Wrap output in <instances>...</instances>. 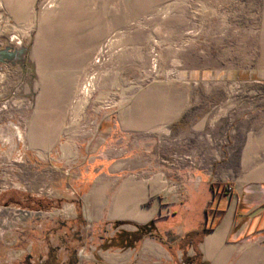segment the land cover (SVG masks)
I'll return each instance as SVG.
<instances>
[{
	"label": "crops",
	"instance_id": "0c3cea01",
	"mask_svg": "<svg viewBox=\"0 0 264 264\" xmlns=\"http://www.w3.org/2000/svg\"><path fill=\"white\" fill-rule=\"evenodd\" d=\"M1 1L0 12L12 11L22 21L35 3ZM25 75L24 53L10 51L8 41L0 39V148L2 131L8 133L2 126L8 115L2 93L21 89ZM115 106L111 116L100 118L101 131L68 135L55 155L57 121L44 123L50 127L32 124L28 163L21 143L7 136L0 172L8 166L16 176L0 183L39 185L41 154L48 152L47 183L56 186L57 173L65 174L70 194H78L62 208L63 229L68 221L71 225L69 240L63 230L41 234L30 217L20 214L13 221L0 211V237L5 236L0 264H183L184 254L195 253L203 264H264V97L247 96L239 109L225 111L223 125L193 122L187 134L170 131L174 119L124 115ZM25 171L32 172L31 181L25 180ZM149 222L155 227L151 232L134 235L127 246L117 244ZM202 226L210 229L182 244ZM26 231L32 232L27 244ZM76 243L80 257L68 259Z\"/></svg>",
	"mask_w": 264,
	"mask_h": 264
},
{
	"label": "rangeland",
	"instance_id": "374dc122",
	"mask_svg": "<svg viewBox=\"0 0 264 264\" xmlns=\"http://www.w3.org/2000/svg\"><path fill=\"white\" fill-rule=\"evenodd\" d=\"M0 14V39L21 50L26 63L23 87L1 96L8 133L2 131L0 149L9 148L8 135H18L26 163L37 122L57 121L55 155L68 135L101 131L100 118L114 105L124 115L174 119L170 131L187 134L193 122L223 125L225 111L239 109L247 96L264 97V0H35L24 21L12 11ZM41 155L40 186L0 183V211L13 221L30 217L41 234L63 230L69 240L62 208L78 191L70 194L62 173L56 186L47 183L49 153ZM7 167L0 180L16 176ZM24 178L31 181L32 172ZM75 245L68 259L80 257Z\"/></svg>",
	"mask_w": 264,
	"mask_h": 264
},
{
	"label": "trees",
	"instance_id": "16d2710c",
	"mask_svg": "<svg viewBox=\"0 0 264 264\" xmlns=\"http://www.w3.org/2000/svg\"><path fill=\"white\" fill-rule=\"evenodd\" d=\"M115 224H120V222H115ZM154 224L153 222H149L145 225L139 226L137 231L134 234H131L130 238H123L121 240L120 243L117 244H125L124 246H127L129 244H131L132 240H134V235L135 236H142L144 234H147L149 232H151L154 229ZM210 229V227L204 226L201 230L199 231H191L189 232L185 238L182 241V244L187 246L191 243H193V238L195 235L197 234H205L208 230ZM183 264H203L202 262L199 261V256L197 253H195L193 256H186L184 254L183 258Z\"/></svg>",
	"mask_w": 264,
	"mask_h": 264
},
{
	"label": "bare ground",
	"instance_id": "6f19581e",
	"mask_svg": "<svg viewBox=\"0 0 264 264\" xmlns=\"http://www.w3.org/2000/svg\"><path fill=\"white\" fill-rule=\"evenodd\" d=\"M84 91H85V92L87 91V87H86V86L84 87ZM87 96H88V94H87Z\"/></svg>",
	"mask_w": 264,
	"mask_h": 264
},
{
	"label": "water",
	"instance_id": "95a60500",
	"mask_svg": "<svg viewBox=\"0 0 264 264\" xmlns=\"http://www.w3.org/2000/svg\"><path fill=\"white\" fill-rule=\"evenodd\" d=\"M16 139L20 142V138H19V136L17 135V137H16Z\"/></svg>",
	"mask_w": 264,
	"mask_h": 264
},
{
	"label": "built area",
	"instance_id": "2783aa9c",
	"mask_svg": "<svg viewBox=\"0 0 264 264\" xmlns=\"http://www.w3.org/2000/svg\"><path fill=\"white\" fill-rule=\"evenodd\" d=\"M16 43L18 44V43H20V42L18 41V42H16Z\"/></svg>",
	"mask_w": 264,
	"mask_h": 264
}]
</instances>
